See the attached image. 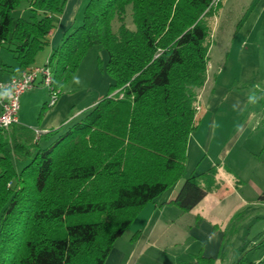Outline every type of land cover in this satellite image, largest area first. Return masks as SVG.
<instances>
[{"label":"trees","instance_id":"obj_1","mask_svg":"<svg viewBox=\"0 0 264 264\" xmlns=\"http://www.w3.org/2000/svg\"><path fill=\"white\" fill-rule=\"evenodd\" d=\"M23 1L30 16L15 19ZM66 1L0 0V49H8L20 69L33 66L48 46L54 15ZM222 1L89 0L81 25L49 58L52 87L61 94L95 47L106 51L113 83L82 119L43 147L44 136L59 129L38 139L23 127L21 135L0 133V264H105L144 207L181 180L169 205L183 213L217 189V167L186 177V165L208 78V18ZM129 10L134 28L127 24ZM258 200L264 202V191ZM202 219L197 214L195 224ZM222 260L200 251L184 264Z\"/></svg>","mask_w":264,"mask_h":264},{"label":"rangeland","instance_id":"obj_2","mask_svg":"<svg viewBox=\"0 0 264 264\" xmlns=\"http://www.w3.org/2000/svg\"><path fill=\"white\" fill-rule=\"evenodd\" d=\"M30 13L28 1H23L13 17L28 18ZM127 24L134 28L130 10ZM208 25V83L200 92L198 127L188 142L186 177L207 173L215 166L219 186L181 218L173 216L172 220L146 227L144 217L138 216L116 241L109 264H183L193 260L201 245L189 235V227L199 213L218 222L226 231L220 255L223 260L219 264H236L242 249L264 234V205L254 190V184L264 188V131L262 127L254 129L252 121L264 107V0H223L221 8L208 18ZM118 27L115 22V31ZM107 60L106 51L93 48L55 106H50V91L46 87H36L38 100L31 101V93H27L18 112L21 127L31 131H36L35 127H48V132L60 130L58 134L44 136L40 141L42 147L65 134L107 94L113 83L105 69ZM74 78L80 82L76 83ZM10 135L8 138L12 139ZM183 183L181 180L178 187ZM234 186L236 193L231 192ZM175 210L180 212L177 207ZM137 232L140 237L133 240ZM241 264H264V244L249 251Z\"/></svg>","mask_w":264,"mask_h":264},{"label":"crops","instance_id":"obj_3","mask_svg":"<svg viewBox=\"0 0 264 264\" xmlns=\"http://www.w3.org/2000/svg\"><path fill=\"white\" fill-rule=\"evenodd\" d=\"M87 2L88 0H67L63 13L60 15H54L55 27L48 35L49 44L47 47L43 49V51H41L37 55L33 66L44 65L47 62V60H49L53 50L58 45H60L64 36L70 31H72L74 28H76L77 26L81 25L82 20H83L84 9L86 6L85 4ZM259 19H260V15L256 18V22H255L256 25L259 23ZM4 49L6 50V53L3 51ZM43 53H45L46 55ZM21 70L22 69L19 68V63L15 59L14 55L8 49L4 47L1 48L0 49V81L10 80V78H12L13 76L18 75ZM206 85L207 84H205V86ZM37 92H38V88L37 89L34 88L33 90L26 92L25 94L22 95L20 101L23 98L25 99V96L27 95V93H31L30 95L31 101L38 100L36 96ZM24 101L26 102V100ZM18 119H19L18 124L16 126L11 127L8 131H6L7 134L21 135V133H23V131H21L20 129V127L22 126V124H20V118ZM252 121L254 122V126H253L254 129L256 128V130H259L260 127H262L261 130L264 131V107L260 114L253 116ZM35 129L42 131L43 134H45L49 130L48 127L47 128L46 127L44 128L35 127ZM246 161H249V160H246ZM178 185L179 183H177L171 190H169L168 192L164 194L167 196L162 195L161 198L156 200L155 203L148 204L140 212L138 216L142 218L144 217L143 221L145 222L146 227H149V226L151 227L152 223H159L161 221L167 222L168 220H172L173 216H177L178 218H181L185 215V213H182L181 210L180 212H177L178 210H175L176 206L169 205V203L176 198V195L178 194L181 188V186L178 187ZM254 190L257 192V194L261 195L262 192L264 191V188L259 187L258 185L254 184ZM232 191L236 193L238 192V189H236V187L234 186V187H231V192ZM260 203L261 205H264V202L260 201ZM242 204L244 205L246 204L245 199H242ZM201 215L203 219L201 220L199 225L195 224V220H194V223L190 225L189 235L194 239L195 243H198L201 245V248L199 249L198 252L202 251L205 257L217 259L220 257L221 253L223 254L224 243L226 240V231L222 227L215 230L213 228V225L219 224V223L216 221H213L212 219L207 218L203 214ZM141 232H143L142 229H141ZM191 261H187V262H191ZM106 263L109 264L108 260ZM184 263L186 262H183V264Z\"/></svg>","mask_w":264,"mask_h":264},{"label":"built area","instance_id":"obj_4","mask_svg":"<svg viewBox=\"0 0 264 264\" xmlns=\"http://www.w3.org/2000/svg\"><path fill=\"white\" fill-rule=\"evenodd\" d=\"M53 72L49 60L42 66H31L22 69L20 73L8 81H0V133L8 131L19 122L18 112L20 99L23 94L38 86H43L50 91V106H55L60 92L53 89ZM200 110L197 107V111ZM37 137L43 132L36 130Z\"/></svg>","mask_w":264,"mask_h":264},{"label":"water","instance_id":"obj_5","mask_svg":"<svg viewBox=\"0 0 264 264\" xmlns=\"http://www.w3.org/2000/svg\"><path fill=\"white\" fill-rule=\"evenodd\" d=\"M263 242H264V234H263L258 240H256V241H255L250 247L246 248V249L242 252V254H241L240 258L237 260L236 264H240L241 260L245 257V255H246L249 251H251V250H253L254 248L258 247V246H259L260 244H262Z\"/></svg>","mask_w":264,"mask_h":264},{"label":"clouds","instance_id":"obj_6","mask_svg":"<svg viewBox=\"0 0 264 264\" xmlns=\"http://www.w3.org/2000/svg\"><path fill=\"white\" fill-rule=\"evenodd\" d=\"M74 79L76 80V83H79L80 82L78 78H74Z\"/></svg>","mask_w":264,"mask_h":264}]
</instances>
